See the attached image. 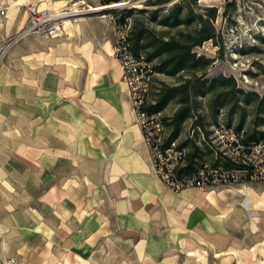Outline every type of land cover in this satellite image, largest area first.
I'll list each match as a JSON object with an SVG mask.
<instances>
[{"label": "crops", "instance_id": "1", "mask_svg": "<svg viewBox=\"0 0 264 264\" xmlns=\"http://www.w3.org/2000/svg\"><path fill=\"white\" fill-rule=\"evenodd\" d=\"M27 21L14 3L0 45ZM117 25L101 9L65 19L59 36L29 33L0 63V264H183L209 253L197 239L233 243L234 216L264 207L259 187L174 192L160 181L115 54Z\"/></svg>", "mask_w": 264, "mask_h": 264}, {"label": "rangeland", "instance_id": "2", "mask_svg": "<svg viewBox=\"0 0 264 264\" xmlns=\"http://www.w3.org/2000/svg\"><path fill=\"white\" fill-rule=\"evenodd\" d=\"M73 1L68 4L71 5ZM98 1L85 0L83 6L89 8L88 6H94ZM144 1L133 0L131 4L147 11L153 8L164 10L158 13L156 19H151L147 12L140 14L156 31L168 32L169 35L195 33L204 22L207 29L212 27L215 32L213 38L194 46L192 50L198 57L210 59L208 64L202 62L173 75L156 70L151 84L149 99L155 103L160 89L177 85L188 78L193 80L195 76L206 79L188 104L182 102L179 96L167 97L161 108L167 132L170 137H178L188 147L193 159L192 165L203 160L216 163L208 146H200L194 140L186 139L195 116L196 121L208 133L210 127L218 121L220 109H223L226 123L243 127L251 139L264 136V0H172L161 5H147ZM175 2L181 3L182 17H190V22L176 27L161 26L159 19ZM65 3L66 1L58 2L54 7ZM122 7L124 6L118 8ZM127 7L130 8V5ZM212 7L216 9L215 18L209 15ZM118 17L123 18L124 24L131 28L135 15L124 12ZM7 50L8 48L2 53V61ZM160 59L154 57L153 61L157 63ZM188 105L191 110L184 113L183 109ZM187 161L189 162L188 158ZM236 186L242 192L253 187L264 190L262 183ZM226 192L229 198H242L240 192ZM254 204L255 208L249 212L234 216L233 243L226 238L207 241L197 239L194 248L208 249L209 253L187 257L183 264H264V207L258 206V200ZM209 241L217 242L225 253H233L217 255L210 248Z\"/></svg>", "mask_w": 264, "mask_h": 264}, {"label": "built area", "instance_id": "3", "mask_svg": "<svg viewBox=\"0 0 264 264\" xmlns=\"http://www.w3.org/2000/svg\"><path fill=\"white\" fill-rule=\"evenodd\" d=\"M62 0H0V17L8 15L9 8L15 3L26 8L28 21L26 27L15 36L7 37L0 45L2 53L15 42L29 33L59 36L64 30L65 19L77 18L98 8L83 6L85 0H74L60 7H52V2ZM44 5V6H43ZM83 6V7H82ZM130 26L118 22L116 28L115 54L123 67V78L136 113L144 140L149 147L154 169L160 181L174 192L195 187L203 191L238 184H264V136L249 140L244 128L235 127L224 121L220 109L218 121L207 133L196 122L195 116L186 139L194 140L200 146L211 150L216 163L201 161L195 168L182 174L189 149L178 137H170L163 120L162 111L149 107L151 84L156 73L155 63L144 53L136 54L130 46Z\"/></svg>", "mask_w": 264, "mask_h": 264}, {"label": "trees", "instance_id": "4", "mask_svg": "<svg viewBox=\"0 0 264 264\" xmlns=\"http://www.w3.org/2000/svg\"><path fill=\"white\" fill-rule=\"evenodd\" d=\"M120 1L132 2L133 0H103V4H111ZM171 1L172 0H145L144 3L147 5H161ZM113 11L115 17H117V22H124L123 18L118 17V15L124 12L135 15L128 37L131 49L136 54L144 53L151 60H153L154 57H160L161 59L155 63V70L173 75L189 67L198 66L202 62L204 64L210 62V59L204 56L198 57L197 54L192 51L194 46L202 44L205 40L211 39L215 35L214 29L212 27L207 29L204 22H202V26L197 29L195 33L181 32L178 34L171 33V35H169L168 32L156 31L143 17H140V14L147 12L151 19H156L158 13L164 11L162 9L153 8L147 11V9L143 7L129 8L125 5L121 9L117 8ZM182 11L181 3L175 2L165 11L166 13L161 16L158 23L165 27H176L180 24L189 23L190 17H182ZM209 15L211 18L216 17L215 7H212V12H210ZM205 80L203 76H195L193 80L192 78H188L177 85H171V87L160 89L155 103H152L149 99V107L154 111H162L161 108L164 99L174 96H179L182 102L188 104L192 95L202 88ZM190 110L191 107L188 105L183 109V112L186 113ZM196 122L199 123V121ZM238 128L243 127L239 126ZM245 133L247 139L254 140L249 137L246 130ZM191 156L192 155L188 153L187 158L192 164L193 159Z\"/></svg>", "mask_w": 264, "mask_h": 264}, {"label": "water", "instance_id": "5", "mask_svg": "<svg viewBox=\"0 0 264 264\" xmlns=\"http://www.w3.org/2000/svg\"><path fill=\"white\" fill-rule=\"evenodd\" d=\"M105 5H108V4H105ZM125 5H130V7L133 8L134 4H131L130 1H120L118 5H113V6H108V7H105V8H101V10L113 11L116 8L120 7V6H125Z\"/></svg>", "mask_w": 264, "mask_h": 264}, {"label": "bare ground", "instance_id": "6", "mask_svg": "<svg viewBox=\"0 0 264 264\" xmlns=\"http://www.w3.org/2000/svg\"><path fill=\"white\" fill-rule=\"evenodd\" d=\"M62 1H64V0H62ZM119 4V2L117 3V2H113L112 4H109V5H101V6H99V7H96V8H98V9H100V8H105V7H108V6H113V5H118ZM135 7H139L138 5H134ZM230 187H232V186H230Z\"/></svg>", "mask_w": 264, "mask_h": 264}]
</instances>
